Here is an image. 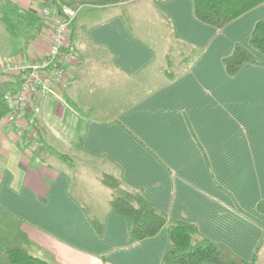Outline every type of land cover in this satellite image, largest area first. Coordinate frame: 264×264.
I'll list each match as a JSON object with an SVG mask.
<instances>
[{
    "label": "crops",
    "instance_id": "0c3cea01",
    "mask_svg": "<svg viewBox=\"0 0 264 264\" xmlns=\"http://www.w3.org/2000/svg\"><path fill=\"white\" fill-rule=\"evenodd\" d=\"M98 1L0 0L18 21L0 62L45 53L43 6L77 9L68 33L76 59L57 94L38 103L40 145L0 119V264H11L6 250L15 247L57 264H161L168 231L131 237L101 173L140 190L168 219L264 264V52L250 42L264 2L216 28L195 16L192 0ZM183 43L199 52L180 71L173 60L177 75L168 79L160 65ZM236 44L256 62L229 74L223 60ZM56 102L76 120L59 119ZM75 154L93 171L86 190L72 185Z\"/></svg>",
    "mask_w": 264,
    "mask_h": 264
},
{
    "label": "trees",
    "instance_id": "16d2710c",
    "mask_svg": "<svg viewBox=\"0 0 264 264\" xmlns=\"http://www.w3.org/2000/svg\"><path fill=\"white\" fill-rule=\"evenodd\" d=\"M116 2L120 0H100ZM195 16L202 22L221 28L244 14L248 10L264 2V0H192ZM60 9V7H59ZM11 28L9 25H7ZM8 28V29H9ZM250 42L264 52V20L258 21L254 27ZM178 53L169 49L160 69L168 79L177 73L171 70L173 60H179L177 70H183L198 54V49L183 43ZM256 62L255 58L240 44H236L232 53L224 58V66L229 74L235 73L244 62ZM175 70V71H177ZM9 79L0 82V119L9 110L2 95L9 88ZM64 159L68 157L60 153ZM99 180L111 191L110 208L126 218L129 234L136 240L155 237L163 229L168 231L169 242L161 264H254L257 253L248 262L236 256L227 246L201 237L194 224L174 221L149 201L140 190L127 188L122 181L108 173H101ZM264 211V203L258 205ZM98 229L100 225L97 224ZM11 264H57L28 253L25 249L15 247L6 250Z\"/></svg>",
    "mask_w": 264,
    "mask_h": 264
},
{
    "label": "built area",
    "instance_id": "2783aa9c",
    "mask_svg": "<svg viewBox=\"0 0 264 264\" xmlns=\"http://www.w3.org/2000/svg\"><path fill=\"white\" fill-rule=\"evenodd\" d=\"M40 12L51 23L45 53H28L18 60L0 62V82L8 78L10 84L2 95L9 109L3 119L9 123L16 136L29 139L34 146H39L40 142L35 135L28 133L23 120L28 117L27 125L32 122L40 99L57 94V88L65 79L68 67L76 59V51L69 43L68 33L77 9L62 5L54 12L46 4Z\"/></svg>",
    "mask_w": 264,
    "mask_h": 264
},
{
    "label": "rangeland",
    "instance_id": "374dc122",
    "mask_svg": "<svg viewBox=\"0 0 264 264\" xmlns=\"http://www.w3.org/2000/svg\"><path fill=\"white\" fill-rule=\"evenodd\" d=\"M2 16L4 18H1ZM41 18H43V17L41 16ZM43 19H45V18H43ZM17 22H18L17 21V16L12 14L6 8H4V9L0 8V56H2V55L6 56L5 54H8L7 51H10L9 45L13 44L14 42H13V40H12V42H10L11 40H8L7 33L12 32L14 30L13 26ZM3 25L5 27L7 25H9L11 27L10 28L11 30H7V29L5 30ZM19 30L20 31L24 30L23 27H21V25L19 27ZM34 32L36 33V31H34ZM34 32H32V29H30L27 37L25 38L26 42H29L28 45H31L30 44V39H31L30 36ZM22 35L23 34L20 33L21 37H22ZM40 42L41 43L39 45H42V47L43 46L46 47L49 44V42L45 38H44V40L42 38ZM28 45H26V46H28ZM5 60H7V59H5ZM171 69H173V68H171ZM37 107H38V105H37ZM52 111L55 112L56 114L58 113L59 119L62 118L63 121L68 119L67 122H69L70 120H76V117H77V113L70 107V105L66 106L64 104L57 103V104L53 105ZM36 113H37V109H36V111H35V113L33 115V121L32 122L30 121L28 123V125H27V121H26L28 119V117H25L24 120H23V123L25 124V127H28L27 131H28V133H30V135H32V134L35 135V128H37ZM56 120H58V118H56ZM72 158H73V161H74V165L71 166V168L69 169V173L72 174V176H73V182L74 183H72V185H76V186L78 185L77 189L79 191H80V189L82 190L83 187L86 190L88 187H90L89 182L91 181V175H92V172H93L91 170V168H90L89 161L87 159L79 156V155H76V154L74 156H72ZM88 184H89V186H88ZM105 189H107V188H105ZM263 249H262V251H263ZM255 263L257 264V261H255Z\"/></svg>",
    "mask_w": 264,
    "mask_h": 264
}]
</instances>
